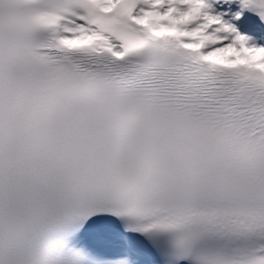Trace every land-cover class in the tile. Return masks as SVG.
<instances>
[{"label": "snow or ice", "instance_id": "snow-or-ice-1", "mask_svg": "<svg viewBox=\"0 0 264 264\" xmlns=\"http://www.w3.org/2000/svg\"><path fill=\"white\" fill-rule=\"evenodd\" d=\"M0 264H264V0H0Z\"/></svg>", "mask_w": 264, "mask_h": 264}]
</instances>
